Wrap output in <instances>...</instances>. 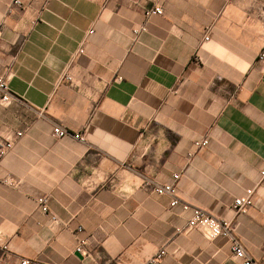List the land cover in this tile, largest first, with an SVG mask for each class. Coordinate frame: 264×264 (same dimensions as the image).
<instances>
[{
	"label": "crops",
	"instance_id": "obj_1",
	"mask_svg": "<svg viewBox=\"0 0 264 264\" xmlns=\"http://www.w3.org/2000/svg\"><path fill=\"white\" fill-rule=\"evenodd\" d=\"M12 2L0 76L18 99L0 101V134L22 136L0 162L17 182L0 186V264H146L161 250L156 264H241L229 238L188 230L191 213L153 191L173 175L183 202L231 221L263 263L264 0Z\"/></svg>",
	"mask_w": 264,
	"mask_h": 264
},
{
	"label": "built area",
	"instance_id": "obj_2",
	"mask_svg": "<svg viewBox=\"0 0 264 264\" xmlns=\"http://www.w3.org/2000/svg\"><path fill=\"white\" fill-rule=\"evenodd\" d=\"M22 0H13L12 6H21ZM163 15V9L160 6H156L152 9H149L145 12L146 20L150 19L153 16H160ZM147 32L146 25H140L135 27L132 31V34L135 36L139 35L140 33ZM89 33H92L90 31ZM209 38L206 37L205 40ZM84 50L81 48L79 50V54H83ZM260 59L264 58V49L259 57ZM11 75L7 74L5 76H0V101L4 104L11 103L14 99H18L14 95H12L9 81ZM64 79L71 81L70 76H65ZM53 135L56 138H62L67 135L73 136L74 139L79 141H84V137L79 134H71L68 130L62 127L60 124H55L53 129ZM22 133L16 132L11 135H2L0 134V162L4 159V157L12 150L15 140L20 138ZM208 144V140L204 139L200 142L195 143V147L201 149ZM261 176L264 179V171L261 172ZM179 175H173V182L166 185H157L155 184L153 187V191L158 195H166L171 198V206H181L183 211L190 212L191 216L187 222V229L188 230H200L204 233V235L209 240H215L217 238H229L232 243V251L234 253V257L241 263V264H264L258 263L252 260L244 250L241 243L237 240L234 236V228L233 223L228 220L219 219L214 215L210 214L209 212L197 207L190 205L188 203L183 202L178 196V189H177V180L179 179ZM0 186H7V187H16L17 182L11 177H4L0 178ZM254 190L249 189L246 190L245 194L241 197H238L234 200L232 205L233 210L235 211L236 215H243L247 213L249 208L254 203ZM37 204L41 208L42 212L46 215H50L53 221H56V217L51 215L48 207V198L47 197H39L37 199ZM82 230L79 229V232ZM86 242L84 240H80L78 246L76 248V252L80 254H85L86 250ZM165 255V251L161 250L158 251L146 264H156L163 256ZM20 264H39L32 262L29 259H23Z\"/></svg>",
	"mask_w": 264,
	"mask_h": 264
},
{
	"label": "water",
	"instance_id": "obj_3",
	"mask_svg": "<svg viewBox=\"0 0 264 264\" xmlns=\"http://www.w3.org/2000/svg\"><path fill=\"white\" fill-rule=\"evenodd\" d=\"M77 256H79V257H80V255H78V254H77Z\"/></svg>",
	"mask_w": 264,
	"mask_h": 264
}]
</instances>
